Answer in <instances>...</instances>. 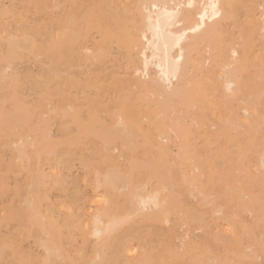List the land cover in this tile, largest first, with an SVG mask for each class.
Returning <instances> with one entry per match:
<instances>
[{
    "label": "rangeland",
    "instance_id": "374dc122",
    "mask_svg": "<svg viewBox=\"0 0 264 264\" xmlns=\"http://www.w3.org/2000/svg\"><path fill=\"white\" fill-rule=\"evenodd\" d=\"M137 2L138 0H0V119L2 118L0 120V264H14L16 257H20L23 264H41L44 250H41L42 247H39L35 239L26 237L28 207L34 203L33 201H39L42 213L52 214L61 225L69 218H73L72 221L77 220L78 226L83 229L91 222L92 216L111 204L119 202L122 208L126 207L125 191H121L124 190V182L127 184L134 182L137 185L139 181L145 179L139 170L133 171L132 162H138L139 164H136L140 166L151 159H157L160 148L165 147L169 150L170 160L175 162L174 170L180 183L183 169L193 167L195 163L192 162L195 156L196 159L212 160V156L218 153V150L212 147L213 138L194 120L196 113L200 110L198 101L190 105L188 113L181 106L169 107L166 113V128H171L177 116L182 115L183 129L187 134V142L191 150L190 158H192H188L183 165L179 160L182 144H179L180 140L177 138L179 140L177 141V136H174L177 135L174 134V130H169L165 142L163 140L160 142L159 131L154 130L152 146L145 145L142 137L134 139L130 149L132 151L134 145V148L138 150L132 152L130 149L124 150V144L119 139L117 141L114 138L113 141L116 140L117 143L112 141L110 142L112 144L108 146L104 139L105 143L101 137L98 138L96 134L87 132L88 130L99 132L102 127L110 130L116 127L118 122L128 126V123L132 121L147 131L148 124L144 119L154 118L155 107L147 106L140 100L143 96L141 97L139 90V77L134 74L135 68L142 65L139 63L141 62L139 50L135 47H126L124 42L115 36L105 38L97 30H91L88 27L89 14L99 5L104 4L107 10L112 5L117 15L114 21L111 19L112 16H109L107 22L103 24L104 27L116 23L117 27L135 32V27L130 20L135 15L134 9ZM227 11L232 17L221 22L208 41L201 43L195 41L192 45L189 44V59L183 76L186 85L176 83L173 88L164 87V92L169 101L177 104L181 99L177 98L176 93L186 87L194 86V82L200 80L203 85H206L208 99H214L213 95L216 97L213 103L218 106V117L225 120L226 116L229 118V111L235 113V118L241 126L233 128L232 137L238 139V145L244 146L247 142L244 137L247 128L245 126L250 119L244 114V105L238 103L242 93L235 90V94L230 96L232 103L229 111L220 112L224 65L218 60V55L222 49H225L230 64L241 65L242 48L240 49V46L250 44L253 45L249 47L250 50L248 49L251 51L249 52L251 64L249 63L250 67H246L244 71L247 68L252 71L249 73L243 71L241 75L257 78L255 73L264 70V19H262L264 18V0H255L253 3L252 23L247 20L243 4L228 8ZM125 16L130 18V23L124 20ZM133 21L138 22L139 19L135 18ZM112 31L122 38L120 29L119 32L115 29ZM25 40H27L26 43ZM14 42H17L18 46L12 49L10 47L11 44H15ZM24 43L26 46L23 47L21 44ZM21 48H23L22 51ZM85 48L93 51L94 56L86 57ZM232 48L238 49L239 55L234 57L231 54ZM11 53L13 58L10 56ZM212 57H215V60L210 65L209 61ZM93 58L96 59L95 63ZM8 60L13 62L11 70L13 75L3 80L1 74ZM206 62L210 67L205 68ZM196 66L200 67L197 71ZM152 77L154 78L155 75ZM219 78H221L220 81ZM217 87L220 88L218 92H216ZM261 89H263L262 86ZM155 100L159 102L160 98L156 96ZM260 109L262 110L257 107V110L261 111ZM189 113L188 116L191 117L186 118V114ZM262 119L263 116L259 125L263 129L258 127L263 133H256L254 137L259 144L257 151L261 154L252 155L246 162L249 174L238 170L235 164L237 146H234V143L226 136L218 139L220 149L226 151L228 161L221 163L224 159L219 160L222 167L214 174L217 182L212 180L214 182L203 184L208 196L214 193L218 195L213 199V204L208 205L198 200L196 190L191 187H176L184 207L193 212L199 221L203 218V223L197 219V221L193 219L194 223H192V216H190L187 220L188 225L185 226L180 222L179 215H172L166 223L161 221L140 223L139 219L128 220L112 237L114 248L110 250L108 258L114 257L115 248L123 245L130 237L136 251V255L130 256L135 258H140L145 250L150 252L155 250L156 254L159 251V257L163 255L165 257V250L171 247L179 255L176 258H180L175 259L174 264H195V261L200 263L201 261L197 259H201L206 254L204 248H209L211 255L220 256L221 264H264V246H253L255 239L264 244V227L256 228L251 212L244 211L221 198L226 190L223 179L237 186H243L247 192H251L252 190H247L248 186L253 184L249 182V175L257 174L260 170L264 172L260 160V157L264 155V121ZM91 120L94 121L91 122ZM19 125L21 126L18 127ZM45 132L50 136V144H45L42 139L47 135ZM28 139L29 142H27ZM41 171L48 176L45 184L40 182ZM109 175L119 177L117 180L120 182L117 181V185L122 189L119 190L115 186L117 190L114 186L111 188L105 184L106 179L110 178ZM120 176H122L121 179H125H122L124 185L121 184ZM262 191H264V183L261 182L255 193ZM215 211L219 212L218 216L214 214ZM182 214L185 217L186 212ZM122 215L124 217L125 213H121ZM229 215L236 216L240 224L234 226L232 222L230 223L231 219L226 218ZM204 223L211 228H205ZM62 230L65 228L62 227ZM248 231H251L253 235ZM76 238L78 246L76 251H72V255L81 258L80 252L83 251L85 261L96 259L95 238L90 236L87 243L79 233ZM141 239L145 240V248L139 246ZM251 246L253 248L250 250ZM252 251L256 253L250 258L249 253ZM167 261V259H161L157 263L165 264ZM114 264H127L126 256L121 254Z\"/></svg>",
    "mask_w": 264,
    "mask_h": 264
},
{
    "label": "bare ground",
    "instance_id": "6f19581e",
    "mask_svg": "<svg viewBox=\"0 0 264 264\" xmlns=\"http://www.w3.org/2000/svg\"><path fill=\"white\" fill-rule=\"evenodd\" d=\"M104 3L106 2L104 1ZM253 3H255V0H138V2L135 5V9H134L135 15L131 17V20L128 16L124 17V20H126L127 22L130 20L133 23V26L135 27V32L125 30V28L122 29V27H117L116 23L115 25H111L109 23L110 25L107 24L108 26H105L106 28L103 26V24L106 23L107 20L109 19V16L110 17L112 16L111 17L112 21L117 19L116 18L117 15L115 13L116 9L112 5L108 7V10H107L104 7L105 5L101 4L89 14V17H88L89 29L97 30L105 38L115 36V38H119L120 40H122L124 44L126 45V47H129V48L135 47L139 50L138 53H139V57L141 58V62L139 63H142V65L141 67L135 68L134 74L135 76L139 77V83H140L139 90H140L141 97L143 96L142 99L140 100L143 103H146L147 106L150 105L152 107H155V109L153 111L154 118L144 119V121L147 122L148 124L147 131L144 129H141V127L135 124L133 121L130 122V124L128 123L129 127L126 126L127 124H125L124 126V123L122 124L117 121L118 125L116 124V127L114 128L112 127V129L110 130L104 129L102 127L101 128L102 130L99 132H96L95 130H90V131L88 130L87 132L96 134L98 138L101 137L102 138L101 140L103 141L104 139V141L106 142L108 146H110L109 144H112L110 142H112L114 138L117 139V141L119 139L124 144L123 145L124 150L126 149L129 150L131 148L130 144L134 142V139L136 138L138 139V137H142L144 139L145 145L152 146L153 145L152 138H153L154 130L159 131V137H160L159 140H161L160 142H162V140L164 141L167 139L168 132H170L169 130H174L175 131L174 134H177L174 136H177L176 139L178 138L181 142L179 144H182V151H180L179 153L180 154L179 160L183 165V163L188 158H190L191 150H189L190 148L187 142V139H188L187 134L185 130L183 129L184 128L183 120H181L182 115H180L179 117L176 115L177 116L176 121H173V122L171 121L172 122L171 128H166L165 127L166 113H167V109L172 106L173 108L181 106L186 111V113H188L190 110V105L193 102L198 101L200 103L199 104L200 110L198 113H196L197 111L195 112L196 117L194 120L202 126L201 128H203L207 132L208 135L210 134V136L213 138L212 140L214 141L215 145L213 144L212 147L213 149L214 148L217 149L218 153L212 156V160L214 159V161L209 160V159L208 160L207 159L205 160L196 159V156H195L194 162H192L193 164L195 163L194 165L192 164L193 167L191 169H183V175H182V179L180 183L178 182L176 178V173L174 170L175 162L170 160L169 150L165 147L160 148L161 150L159 151L157 159H151L149 162H144L140 166L138 165L139 164L138 162H135V161H134L135 163L132 162L131 168L133 169V171L139 170L141 174L145 176V179L142 181H139L137 185H135L134 182H129L127 184V182L123 181L125 180L123 179L125 178V176L122 175L123 180L121 179L122 176H120V180L122 181L121 184H123V182L125 184L123 188L124 190H121V191H125L124 195L126 197V203H127L126 207L122 208L119 205V202H115L111 204L110 206L106 207L102 211L92 216L91 222H89V224L83 227V229H81L78 226L77 220L72 221L73 218L72 219L69 218L68 220L64 221L63 225H61L60 221H57L55 216H53L52 214L44 215L42 213L41 203L39 201H36V202L33 201L34 203L33 204L30 203L31 206L28 207L29 217L26 220L27 221L26 237L28 238L31 237L35 239L39 247H42L41 250L42 249L44 250V256H43L41 264H114V261L118 260L121 254H124L126 256L127 264H158L157 263L158 260H161V259L168 260L167 263L165 264H174L175 259H180V258H176V257H179V255H177L171 247L170 248L168 247V250H165L166 251L165 257L163 255L160 258L159 251L156 254L155 250L153 252L145 250V252L140 256V258H135L133 257L134 255H136L135 246L131 244L132 239L130 237L123 245L115 248L114 257L111 256V259H109L108 256L110 254V250L114 248V245L112 243V237L114 236L115 232H117L122 227L123 223H126V221L128 220L139 219L140 223H143V221H149V222H160L161 221L163 223H166L172 215H179L180 222L183 225L185 226L188 225L187 220H188V217L190 216H192L191 220H192V223H194V220H196L197 217L194 216L193 212L189 211L188 209L184 207L183 201L181 200V196L177 194L176 192L177 186H183L185 188L191 187V189L196 190L195 194L197 198H199L198 200L203 201L202 203L206 202L208 205L209 203L213 204V199H215V197L217 198L218 195L214 193L211 195L209 194L208 196L203 188V184L204 182L206 184V182L215 180L216 177L214 176V174L216 173V171L221 169L222 167L221 163H225L228 161L226 160L227 159L226 151L225 150L222 151L218 143V139L221 136H226L228 139L231 140L232 143H234V146L235 145L237 146L236 147L237 159H236L235 164L237 168H239L238 170L240 171L242 170L249 174L250 171L246 167V162L250 159V157H252V155L257 154V153L261 154L260 151L259 152L257 151V146L259 144L256 143L257 138L255 139L254 137H256L255 136L256 133L257 134L263 133V131L262 132L259 131V127H260L259 123L261 121L262 116H263L262 120L264 121V70H261L255 73V75L258 76L257 78L256 77L251 78L250 76L243 77L241 75L243 74V71L246 69V67L248 68L250 67V65L248 64L251 62V57L249 54V52L251 51H248V49L250 50L249 47L253 45L245 44L244 46H240V49L242 48L241 65L232 64V63L230 64L229 58H228V55L226 54L225 49H222L218 55V60H220L224 65L223 70L221 69L223 71L222 73L224 74L222 76V79L224 80V82H223L222 92L220 96V100H221L220 112L229 111L231 107V103H232L230 96L235 94L236 92L235 90H237L238 93H242V96H241L242 98H240V101L238 103L244 105V114L246 116L248 115L250 119L248 124L245 126L247 128L245 130L246 132H245L244 137L247 142L244 146L238 145V139L234 136L232 137L233 128L235 126H239V127L241 126V124L238 123V121L235 118V113H232L229 111V118L228 116L224 115L227 117V119L225 120L222 119L221 117H218L217 116L218 106H216V104L213 103L216 100V97L213 95L215 100L208 99V96L205 90L206 85H203L200 80L195 81L196 84L194 82V86H190L189 88L186 87V89H183L182 91L176 93L177 98L181 99V101L177 104H174L173 102L169 101L164 92V87L170 89V88H173L176 83L186 85V82L183 81V76L186 73L187 63L189 59V52H188L189 44L192 45L195 41H199L200 43L202 41H208L209 38L216 32L220 23L232 17V15L229 14L227 11L228 8H231V7L234 8L235 6L242 5V4L245 5V12H246L247 20L252 23L254 19ZM135 18L139 19V21L134 22L133 20ZM262 19L264 18L262 17ZM133 26L131 25V27ZM110 27H112V29ZM113 29L118 30V32L120 29L121 32L119 33H121L122 38L119 37L116 33H114L112 31ZM71 39H74V38H71ZM12 40H14V38ZM26 41L27 40H25V43ZM9 42H12V41L10 40ZM17 42L16 43L14 42L15 44H11L12 46L10 48L13 49L15 46H18ZM25 43L21 45H23L24 47ZM16 48L19 49L18 47ZM22 49L23 48H21V51ZM84 51L86 52V57H90L91 55L92 57L94 56L93 51H91L89 48H85ZM231 54L235 57L239 55V50L232 48ZM10 56L12 57V53L10 54ZM95 60L96 59H94L93 63H95ZM211 60L209 61L210 65L215 60V57H212ZM8 61H7V65L4 67L3 73L1 74V78L3 80L8 79L13 75V73L11 72L13 62L12 61L8 62ZM207 66H208V63L205 68H207ZM248 68L246 71H244V73L245 72L249 73V71H252L251 69L248 70ZM199 69L200 67L196 66V71ZM219 73H221V71ZM152 75H155V77L153 78ZM218 80L220 81L221 78H219ZM261 86L263 89L260 90ZM219 89L220 88L217 87L216 92H218ZM156 96L160 98L159 102H156L155 100ZM257 107L262 108V110L261 109H260L261 111L257 110ZM7 114L10 115L8 112ZM186 115L187 117L186 116L184 117L186 118L191 117V116L190 117L188 116L190 115V113ZM16 116L18 115L16 114ZM0 120H2V118ZM20 120L21 119H19V121ZM93 121L91 120V122ZM86 125L88 126V124ZM20 126L21 125H19L18 127ZM48 129H50V127ZM101 132H104V133H101ZM90 135L92 136V134ZM42 139L45 142V144L51 143L50 142L51 139L48 134L45 135L44 138ZM178 139L177 141H179ZM27 142H29V139ZM41 147H45V146H41ZM46 147H48V145H46ZM23 148L25 147L23 146ZM136 149L134 148V145H133L132 151H135ZM18 150H19V147H18ZM83 150L85 152V149ZM89 150L91 149L89 148ZM220 159H224V162L220 163L219 161ZM260 160L262 163L261 168L263 167L264 169V155L260 157ZM220 175H223V174H220ZM39 178H40V182L42 184H45L47 182L48 176L46 175L44 171H41L39 173ZM248 178H249V182L253 184L249 185L247 190L250 189L252 190L251 192H254V193H251L250 191L247 192L245 190L246 188L244 189L243 186L242 188L241 186L232 184L228 180H225L222 178L223 179L222 182L224 181L226 190L224 191L221 198L224 199L229 204H235L237 207L242 208V210L244 211L248 210L249 212H251L253 215L256 228H263L264 227V191L258 194H256L255 191L259 183L261 182L264 183V172H261L260 170L257 172V174L254 173V175L252 176L249 175ZM117 179H119V177H117L116 175L115 176L111 175L110 178L106 179L105 184L107 186H110L111 188L112 186L114 187L117 186L118 188ZM215 181L217 182V180ZM119 182L120 181H118V183ZM123 185L121 186L123 187ZM118 189L120 190L122 188H118ZM229 193H232V194L230 195ZM184 211L186 212L185 217L182 214V212ZM9 212L10 211H8V213ZM121 213L123 214L125 213V216L124 217L123 215L121 216ZM218 213H219L218 211H215L214 214H217L216 216H218ZM226 218L231 219L230 223L232 222L234 226L240 224L236 216L234 217V216L229 215ZM200 221L203 223L204 219L200 218ZM15 222L17 223V221ZM204 226L205 228L209 227L205 223H204ZM62 227H64L65 230H62ZM210 228L211 227H209V229ZM201 229L203 228L201 227ZM251 231H248V232L251 235H253ZM78 233L82 235L83 240L86 243L88 242L90 236L95 238V242H96L95 252H97L96 259L89 260V262H87V260L85 261L83 257L84 255L83 251L80 252V256H82L81 258L74 257L72 255L73 253L72 251H76L75 249H77V246H78V240L76 238ZM17 235L19 236L18 233ZM247 237L249 236L247 235ZM224 240L226 241V239ZM144 241L145 240H142V239L139 241L140 247L143 246L145 248ZM228 241L231 242L230 240ZM254 243L255 244L253 246H256V247L264 246V244H261L256 239ZM253 246L250 247V250L251 248H253ZM204 250L206 251V254H204L201 259L196 258L197 261L199 260L201 262L199 263L195 261V264H221V259L219 258L220 257L219 255L217 256L211 255L209 253L210 252L209 248H204ZM255 253H256L255 251H252V253H249L250 258L251 256L254 257ZM130 255H133V256H130ZM249 255H246V256L249 257ZM15 260H16V263L14 264L24 263L20 257L19 258L16 257ZM251 260L252 259H250V261ZM193 262L194 260L192 261V263ZM230 264H235V263H230Z\"/></svg>",
    "mask_w": 264,
    "mask_h": 264
}]
</instances>
